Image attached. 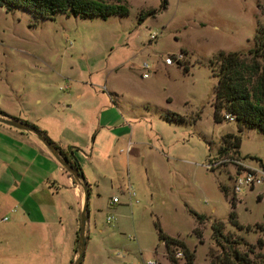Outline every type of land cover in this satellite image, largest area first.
<instances>
[{"label": "rangeland", "instance_id": "obj_1", "mask_svg": "<svg viewBox=\"0 0 264 264\" xmlns=\"http://www.w3.org/2000/svg\"><path fill=\"white\" fill-rule=\"evenodd\" d=\"M120 1L128 14L106 18L55 13L49 19L0 7V113L37 129L78 125L73 159L90 184L80 264H171L155 222L187 246L193 264H215L222 253L213 223H221L223 237L252 264H264V185L234 195L233 167L208 168L227 133L239 135L240 157L264 162L257 129L238 133L234 121H214L212 75L217 53L248 57L264 28V0H165L164 8L163 0ZM76 89L83 93L78 110H67L64 101L73 103ZM109 97L123 121L114 143L96 123ZM171 114L182 121H168ZM15 131L0 123V186L12 187L20 175L38 185L42 175L33 170L39 166L28 169L13 154L22 142L8 133ZM8 203L0 192V219H8L0 229L14 216ZM174 259L186 264L183 253Z\"/></svg>", "mask_w": 264, "mask_h": 264}, {"label": "crops", "instance_id": "obj_2", "mask_svg": "<svg viewBox=\"0 0 264 264\" xmlns=\"http://www.w3.org/2000/svg\"><path fill=\"white\" fill-rule=\"evenodd\" d=\"M71 94L69 96H73L75 104L67 102L70 100L68 97L63 106L67 110H78V101L82 99L83 93L76 89ZM115 105L114 99L109 97V102L105 101L100 106L96 120L97 131L108 130L113 143L119 141L123 134V121ZM74 126L76 128L62 126L58 131L56 126L47 125L38 129L44 131L51 142L73 162L74 154L78 151V125ZM63 130L68 134L66 140L58 134ZM8 133L22 140L13 153L15 157L24 159L29 165L28 169L38 165L33 171L39 175L40 171L42 176L38 185L25 175H20L12 187L0 186L1 194L9 200L5 209L14 214L10 225L0 229V264H70L76 256L73 249L79 229V211L82 209V189L32 134L20 130ZM87 185L89 190L88 182ZM69 189L72 191L70 196L73 203L67 194Z\"/></svg>", "mask_w": 264, "mask_h": 264}, {"label": "trees", "instance_id": "obj_3", "mask_svg": "<svg viewBox=\"0 0 264 264\" xmlns=\"http://www.w3.org/2000/svg\"><path fill=\"white\" fill-rule=\"evenodd\" d=\"M165 4L166 1L163 0L161 8H164ZM0 7H4L6 11L20 8L33 15L49 19L55 13H64L67 16L71 14L83 18L95 16L106 18L111 15L126 16L128 14L126 6L120 0H116L114 4L101 0H0ZM247 54L248 57H244L235 52H219L215 57L217 66L215 67L216 69H212V75L216 79L213 103L214 121L219 122L221 119H224L225 115H229L233 117L238 133L241 132L242 128L246 127L255 128L264 135V28L257 29L254 47ZM167 120L182 121V118L171 114ZM39 131L46 136L44 131ZM49 141L51 140L49 139ZM239 145V135L233 133L224 134L221 137L219 155L230 154L240 157L238 153ZM62 153L67 157L65 152ZM242 158H250L263 162L252 157L245 156ZM68 160L70 161L69 158ZM70 162L81 171L74 159L73 162ZM69 176L71 175L69 174ZM220 190L225 193L224 187L221 186ZM230 203L231 207H233V197ZM194 215L197 221H201L203 218L202 216ZM229 220L232 224L237 225L233 211L229 214ZM155 228L158 233L159 242L165 245L171 264H176L174 259L176 249L182 251L186 264H193V253L188 250L182 241L166 236L161 231L157 222H155ZM222 228L221 223H213L211 226L212 237L215 243L222 249L221 255L216 256L214 259L215 264H252L248 255L239 251L233 245L236 242L223 237ZM78 233L79 229L76 232L74 253H76ZM219 239L224 240L225 247L220 244ZM257 243L261 245L262 240L259 239ZM72 263L73 261H70V264Z\"/></svg>", "mask_w": 264, "mask_h": 264}, {"label": "water", "instance_id": "obj_4", "mask_svg": "<svg viewBox=\"0 0 264 264\" xmlns=\"http://www.w3.org/2000/svg\"><path fill=\"white\" fill-rule=\"evenodd\" d=\"M0 123L5 124L9 127H13L17 130L32 134L52 155V157L57 161V163L62 166L68 174H70L78 185L82 189L83 193V202H82V211L79 215V233L78 241L76 248V256L72 264H80L84 251V238H85V224L87 219V201H88V185L83 176L82 171L74 167L72 163L68 160L67 157L63 155L61 150L58 149L49 139L43 135L34 125L18 121L11 117L5 116L0 113Z\"/></svg>", "mask_w": 264, "mask_h": 264}, {"label": "built area", "instance_id": "obj_5", "mask_svg": "<svg viewBox=\"0 0 264 264\" xmlns=\"http://www.w3.org/2000/svg\"><path fill=\"white\" fill-rule=\"evenodd\" d=\"M151 39H155V35H151ZM180 57V55H179ZM179 59V58H178ZM174 61L170 56H167L164 59V63L167 65H171ZM141 68L146 70L147 64H142ZM147 74H143V77H146ZM224 120L233 121V117L229 115L224 116ZM231 165L234 169V176L232 180V192L234 195L239 194L244 188L252 189L258 185H264V163L259 162L254 159H245L238 156L232 155H219L209 166L208 168H216L223 165ZM117 200L113 199V203ZM7 218H3L1 221H6ZM113 220L112 216H107L106 221L111 222ZM182 252L176 251L174 257H181ZM146 264H156L153 261H148Z\"/></svg>", "mask_w": 264, "mask_h": 264}]
</instances>
